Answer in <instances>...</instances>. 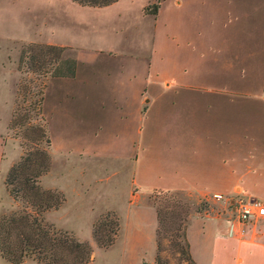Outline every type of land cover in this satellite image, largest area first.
I'll list each match as a JSON object with an SVG mask.
<instances>
[{"label": "crops", "instance_id": "0c3cea01", "mask_svg": "<svg viewBox=\"0 0 264 264\" xmlns=\"http://www.w3.org/2000/svg\"><path fill=\"white\" fill-rule=\"evenodd\" d=\"M137 3L144 13L155 16L147 53L148 70L152 71L151 78L155 81L142 78L138 60L142 53L140 46L136 50L130 44L129 48H123L100 41L84 49V45L79 44L84 43L82 40L74 42L75 32L52 24V17L55 21L60 11ZM153 3H157L155 13L148 11ZM47 6L54 12L49 15V36L34 40L78 46L77 50L73 46L77 58L75 75L49 79L56 87V122L52 125L45 116L48 129L50 126L57 130L73 147L55 146L51 140V168L41 176L40 183L46 189L62 192L65 201L57 209L45 212L48 223L73 232L78 214L72 219L70 213L74 210L69 195L86 196L88 189L79 175L84 174L85 163L103 158L128 165L127 170L115 178L119 182L125 174L128 176V193L120 198V205L109 203L98 209L90 206L87 219L92 224L102 210L120 213L124 229L115 241L122 243L120 264L136 260L141 264L138 250L149 227L152 209L155 211L148 201L154 190H183L202 195H233L239 190L264 203V0H116L102 6L82 5L74 0H47ZM162 45L166 57L165 74L161 77L166 86H173L164 88H171L174 94L183 92L189 107L181 114L161 115L162 128L158 129L146 109L160 96L157 97L159 87H155L160 78L158 63L154 62ZM18 55L19 49L14 55L1 57L0 67L6 64L14 67ZM112 61L120 63L118 66L122 69L114 72V82L107 81L106 87H96V82L107 76L111 79L112 70L107 68V62ZM126 63L131 65L127 72ZM15 81L13 87H16ZM146 90L151 97H147ZM14 97L15 90L12 108ZM195 104L199 107L192 106ZM169 117L173 119L171 124ZM143 119L149 124L142 137ZM7 130L6 126L5 132ZM5 132L0 133V190L3 193H6L4 176L20 156L19 153L16 159L4 163ZM101 137L106 139H99ZM110 182L107 179L105 184ZM108 193L111 195L112 191L104 193L106 202L110 198ZM233 218L232 207L231 215L225 218H191L186 236L197 264L200 260L204 264H264V218L248 223L242 238L229 235ZM223 221L227 223L225 228L221 226ZM197 223L208 242L203 244L199 259L193 251L190 235ZM115 243L104 248L106 264L114 262L107 251ZM97 248L93 247V254ZM0 259L13 264L1 256ZM26 263L40 264L30 259L19 264Z\"/></svg>", "mask_w": 264, "mask_h": 264}, {"label": "rangeland", "instance_id": "374dc122", "mask_svg": "<svg viewBox=\"0 0 264 264\" xmlns=\"http://www.w3.org/2000/svg\"><path fill=\"white\" fill-rule=\"evenodd\" d=\"M148 11H153V6L150 7ZM51 13L53 14L54 12L48 9L47 0H0V59L1 57L6 58V55L8 54H16L17 49H19L20 54L22 45L29 41L45 42L34 39L48 38V26L51 22H49V15ZM55 16V21H53L52 17V24L54 26L57 25V28L59 29H70L71 31L75 32L76 35L73 36V39L75 40L74 42L82 40L81 42L84 43L79 44L84 45V49H89L91 45H95L100 41L102 42V44L107 46L117 47L122 45L123 48H129L130 44L136 50L137 47L140 46L139 48L142 53L140 57H138V60L140 59L141 63L140 69L142 70L143 74L142 78L143 80L144 78L147 79L148 82L155 81L151 78L152 74L150 73H152V71L148 70L149 57L147 55V53L149 52V42L151 40V36L155 27V16L151 13H144L143 10L140 9L139 3H137L136 5H114L102 8H77L68 10L66 12L60 11ZM95 29H98V31H93ZM77 32H79L80 34L77 35ZM98 35L101 36V38L96 37ZM73 46L77 50V44ZM73 46H70L71 49H68L66 52L75 55V48ZM161 48L162 49L158 53V56H156L157 62H154V64L158 63L156 65L160 78L156 80L155 87H159L157 88V97L159 95L160 96L156 100V103H154L153 105H149V107L147 108L148 103H146V107L144 106L145 109L147 108L146 111L149 113V116L152 119L154 118L153 120L155 128L158 129L162 128L161 124L163 121L160 118L161 115L164 114L173 116L181 114L183 112H186L187 108L189 107V105L185 102V94L183 92L179 91L178 94H174L173 91H170L171 88H164L173 86H166V84L164 83L165 80L163 79L164 77H161L165 74L166 57L165 46L162 45ZM17 61L18 59H15L14 61L15 68H11L7 64L4 67H0V133H4L6 130V126L10 118L12 109L14 90L16 96L17 85L23 77L26 78V83L31 86L30 88L39 87V85L43 81H46L45 87H47L48 85L46 90L47 99L46 101H44V113L43 109L42 113L43 115L45 114L44 116L48 118V121H51L52 125H54L56 122V110L54 107L56 87H54L53 82H49V79L55 76L47 77L45 80V77L38 76L35 73L22 72L17 68ZM107 64V68L110 67V69L112 70L111 79H109L110 77L107 76L106 79H102L96 82L97 86H94L106 87L105 82H114V72L122 69V67L118 66L121 64L116 61H112L110 63L107 62ZM124 68L127 72L130 70L131 65L129 63H126V67ZM152 70L155 71L154 66L152 67ZM27 79H32V81H28ZM14 81L16 83V87H13ZM147 87H150V85ZM148 91L149 90H146L145 94ZM147 97L151 96L148 95ZM192 106L198 108L199 104H195ZM101 117L104 118L105 116L102 115ZM172 121V117H169L168 123L171 124ZM148 124V120L143 119L141 126L142 137L145 134V131L148 129ZM49 132L50 138L54 141L55 146L62 144L63 147H73V144L70 143V141L67 142L65 138L60 137L57 130L51 129L50 126ZM139 136L140 135L137 134V137ZM99 139L106 138L101 137ZM19 141V138H16L13 131L8 129L7 132H5V134L3 135V144H5L4 163H7L12 159H16L19 153L20 155L22 154V148L19 144ZM84 167L85 172L82 176L79 175V179L81 180L82 178V180L84 181L85 187H87L88 189V193L84 197L75 196V194L69 195L70 206L75 211H71L70 213L72 215V219L74 218L73 215L78 214L73 222L74 226L72 233L78 239L88 241L91 244L92 249L93 247H98L96 249V253H92V264H106V250L99 247L96 241L93 239L91 234L93 223L91 224V222L87 219V212L90 206L98 209L99 207L102 208L109 206V203H118L120 205V198L122 196L125 197L128 193V176L125 174V176L121 178L119 182H116L115 178L119 177V175L122 173L121 171H126L128 165L124 162H119L110 158H103L85 163ZM107 179L111 181L109 184H105ZM109 190L112 191V194L110 195V193H108V195H110L108 201L110 202H106L107 198L104 193L108 192ZM236 192L237 193L233 195L220 194L221 197L207 194L202 195L192 192L194 196L198 195L197 197H200L197 202H200L204 199L207 200L209 204L201 214L196 216H216L225 218L231 215V207L233 204L232 200L240 196L247 197L241 191L239 192V190H237ZM83 193H86V191H83ZM12 208L13 203H11V197L8 195L7 190L6 193H3V190H0V212L8 211ZM107 212H113L118 217L120 222V229L118 232L119 235L120 232L124 229V222L119 212L114 210H102V212L95 218V220L100 215ZM221 226L222 228H225L227 226V223L223 221ZM155 229V211L154 209H152L149 227L144 232L143 239L138 250L142 258L141 264H152L154 262V256L156 252ZM191 230L192 231L190 235L192 239L193 251L196 255H198L197 257L199 259L200 255H202L203 253V244H208V242L204 240L202 234L200 233L199 223L194 224ZM161 242L163 246L161 255L168 261V264H185L181 262L176 255L174 246L171 244L169 237H163L161 239ZM115 244L116 245L112 249H110V251H107V253L110 252L109 254H111V256L113 257V264H120L119 256L122 251V243L118 241ZM233 258L234 256L229 257V261ZM0 264L10 263H7L0 259ZM131 264H140V262L136 260L135 262H131ZM200 264H204L203 260H200Z\"/></svg>", "mask_w": 264, "mask_h": 264}, {"label": "trees", "instance_id": "16d2710c", "mask_svg": "<svg viewBox=\"0 0 264 264\" xmlns=\"http://www.w3.org/2000/svg\"><path fill=\"white\" fill-rule=\"evenodd\" d=\"M82 5L102 6L116 0H74ZM153 13L157 3H153ZM70 46L50 42L29 41L21 47L17 68L38 76H74L77 58L66 52ZM32 81V79H27ZM45 83L33 87L22 78L7 128L19 138L22 154L7 170L4 185L14 203L11 210L0 212V256L19 264L26 259L40 264H92L93 249L86 240L72 232L63 231L48 223L44 214L57 209L64 201L62 192L46 189L40 178L50 170L51 138L48 122L42 113ZM183 190H154L148 200L155 208V256L152 264H168L161 255V239L169 237L179 260L197 264L186 236L192 217L202 213L207 200ZM120 229L113 212L100 215L92 224V237L101 248L111 246Z\"/></svg>", "mask_w": 264, "mask_h": 264}, {"label": "built area", "instance_id": "2783aa9c", "mask_svg": "<svg viewBox=\"0 0 264 264\" xmlns=\"http://www.w3.org/2000/svg\"><path fill=\"white\" fill-rule=\"evenodd\" d=\"M215 196L221 197L220 194ZM232 202L234 218L229 225V235L242 238L248 223L264 218V203L257 198L244 196L233 199Z\"/></svg>", "mask_w": 264, "mask_h": 264}]
</instances>
